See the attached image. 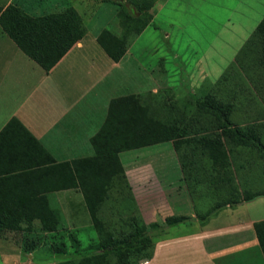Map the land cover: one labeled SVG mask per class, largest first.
<instances>
[{"label":"trees","instance_id":"16d2710c","mask_svg":"<svg viewBox=\"0 0 264 264\" xmlns=\"http://www.w3.org/2000/svg\"><path fill=\"white\" fill-rule=\"evenodd\" d=\"M154 1L128 0L118 13L125 21V33L115 37L101 31L96 36V43L109 60L119 61L130 44L128 41L150 22V17L142 12ZM0 31L22 55L47 73L84 37L86 28L71 8L30 16L9 4L0 9ZM255 70L263 77L257 80V92L262 94L264 16L215 81L214 90L227 85L239 71L248 74ZM154 98L161 100L158 104L148 102L141 94L111 99L103 121L88 140L91 155L62 162L55 161L17 119L8 120L0 130V233L30 225L34 220L40 229L53 231L59 215L47 204L46 195L72 190L80 194L98 235L96 248L101 254L87 259L88 264L106 263L113 254L117 264H136L149 259L153 245L145 235V228L136 221L138 218H128L130 229L122 235L123 228L118 221L106 219L105 215L98 219L97 215L101 208L109 210L110 203L124 206L126 210L135 208L119 154L161 143H170L193 202L198 198L193 196L194 192L201 187L209 195L205 198L209 199L206 201L211 210L264 196V143L260 136L253 135L252 126H238L228 121L225 113L231 104L215 112L203 102L195 117L186 118L177 106L179 101L167 104L160 96ZM213 98L210 100L214 101ZM230 145L256 150L255 159L262 164L263 189L250 191L235 183L234 165H231L234 152ZM184 220L181 216H170L164 223L173 226ZM252 230L264 261V220L254 222ZM139 244L145 245L146 253L135 249ZM136 252L141 257H134Z\"/></svg>","mask_w":264,"mask_h":264},{"label":"rangeland","instance_id":"374dc122","mask_svg":"<svg viewBox=\"0 0 264 264\" xmlns=\"http://www.w3.org/2000/svg\"><path fill=\"white\" fill-rule=\"evenodd\" d=\"M127 1L0 0V9L10 4L30 16H42L71 8L86 28L81 39L84 47H94L96 50H93L102 58L104 54L95 38L101 31L115 37L125 33V21L118 13ZM142 13L150 17V22L139 35L128 41L130 44L126 49L129 50L130 59L134 57L142 67L137 70L129 68L125 59L119 70L123 68V71L132 72L124 80L108 82L113 86L107 87L110 88L109 95L100 93L103 99L97 100L98 118H93L92 127L101 124L107 103L111 99L141 94L149 99L148 102L154 101L157 104L161 99L157 100L155 96H160L167 104L179 101L177 106L182 109L186 118L195 117L196 110L203 102L207 107L211 105L210 110L215 112L224 110L226 105L231 104L232 107L225 113L228 121L238 126H252L253 135L260 136L264 143V92H257V80L263 77L258 76L257 70L248 74L239 71L227 85L214 90L215 81L232 63L238 49L264 16V0H155ZM129 27L132 25H128ZM14 51L18 50L0 31V60L8 59ZM233 82L235 86L232 85ZM101 84H104L102 80ZM211 96L214 101L210 100ZM107 97L109 100H106ZM189 99L192 103L187 104ZM86 107L88 106L84 108ZM230 148L234 152L233 160L236 161L242 155L244 161L254 163L261 179L256 191L263 189L262 164L258 158L255 159L256 150L233 145ZM79 153L90 154L89 146L77 154ZM174 155L170 143H161L123 152L119 154V160L125 167L129 165L130 159L138 162L148 160L150 171L143 172L146 177L143 182L150 186L157 179L158 182L167 184V187L170 186L169 189L173 191L180 188L188 194L182 174L180 177L175 170ZM198 191L197 189L193 196L197 197ZM54 195L50 207L56 209L59 216L53 231L40 229L37 221L21 225L19 229L2 231L0 253L4 254V260H0V264H88L87 259L101 254V250L96 248L98 235L80 194L76 191H62ZM134 204L135 208L131 207L129 210L116 203L107 204L109 210L101 208L97 218L102 219L101 216L105 215L106 219L118 221L123 228L121 234L124 235L130 229L128 218L134 216L145 228V235L152 243L166 225L161 219L145 222L136 203ZM135 249L147 252L145 245L139 244ZM140 255L142 254L136 252L134 257L139 258ZM117 263L113 254L103 264Z\"/></svg>","mask_w":264,"mask_h":264},{"label":"crops","instance_id":"0c3cea01","mask_svg":"<svg viewBox=\"0 0 264 264\" xmlns=\"http://www.w3.org/2000/svg\"><path fill=\"white\" fill-rule=\"evenodd\" d=\"M93 49L84 47L80 40L47 73L17 48L8 59L0 60V130L15 118L55 161L90 156L92 152L77 153L89 146V138L99 127L92 124L93 118H98L96 103L103 99L100 93L109 95L107 87L113 85L108 82L124 80L132 72L119 70L125 59L129 68L142 67L134 57L130 59L129 50L112 62ZM173 158L181 177L175 155ZM147 161L130 159L128 166H122L141 218L145 222L164 221L170 216L185 220L163 227L152 241L150 258L136 264H264L252 230L254 222L264 220V196L211 210L204 187L198 189L193 202L186 191H173L155 177L150 186L143 182V172L150 171ZM232 164L235 183L256 191L261 179L254 163L244 161L241 155ZM56 193L46 195L49 206ZM0 260H4L2 253Z\"/></svg>","mask_w":264,"mask_h":264}]
</instances>
